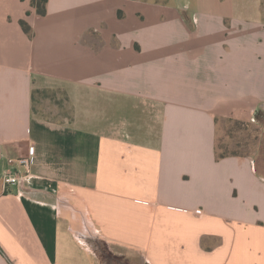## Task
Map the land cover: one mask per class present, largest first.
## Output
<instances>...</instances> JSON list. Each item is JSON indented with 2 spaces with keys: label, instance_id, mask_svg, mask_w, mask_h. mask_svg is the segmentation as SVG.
Returning a JSON list of instances; mask_svg holds the SVG:
<instances>
[{
  "label": "crops",
  "instance_id": "crops-1",
  "mask_svg": "<svg viewBox=\"0 0 264 264\" xmlns=\"http://www.w3.org/2000/svg\"><path fill=\"white\" fill-rule=\"evenodd\" d=\"M262 1L0 0V264H100L91 237L142 264H264V164L216 150L219 119L264 110ZM53 86L70 122L34 110Z\"/></svg>",
  "mask_w": 264,
  "mask_h": 264
},
{
  "label": "rangeland",
  "instance_id": "rangeland-1",
  "mask_svg": "<svg viewBox=\"0 0 264 264\" xmlns=\"http://www.w3.org/2000/svg\"><path fill=\"white\" fill-rule=\"evenodd\" d=\"M171 1L175 2L176 0ZM262 8L264 13V0ZM88 100L90 104L86 114L94 116L98 103L93 101V96ZM33 106L36 113L56 123L70 122L76 115L75 105L70 99L68 91L63 87H47L35 93ZM110 113L108 114L110 115ZM91 118L94 125L108 126L106 120ZM110 121H114V118L111 117ZM216 150L219 156L249 155L259 164H264V110L257 109L250 119H219L217 121ZM108 250L110 257L106 261L107 264H142L139 258H136L135 261L129 259V262L126 263L127 259H120L124 255L119 252L121 250L117 251L116 247L109 245Z\"/></svg>",
  "mask_w": 264,
  "mask_h": 264
},
{
  "label": "trees",
  "instance_id": "trees-1",
  "mask_svg": "<svg viewBox=\"0 0 264 264\" xmlns=\"http://www.w3.org/2000/svg\"><path fill=\"white\" fill-rule=\"evenodd\" d=\"M48 1L49 0H31V6L35 9L37 14L45 15L47 13ZM21 26L23 27L24 31L28 33L30 36L33 35L32 27L29 25V23L26 20L24 19L21 20ZM41 90L43 89H35L33 91V101H34L35 93L40 92ZM225 156H228V155H220L219 157H225ZM89 243L91 244V247L93 251L95 252V254L97 255V257L100 259L101 261L100 264H107L106 261H108L110 257L108 254L109 253L108 243L97 237L89 238ZM0 250H2L1 247H0ZM124 258L127 259L126 263H128L129 258L125 256L120 257V259H124Z\"/></svg>",
  "mask_w": 264,
  "mask_h": 264
},
{
  "label": "built area",
  "instance_id": "built-area-1",
  "mask_svg": "<svg viewBox=\"0 0 264 264\" xmlns=\"http://www.w3.org/2000/svg\"><path fill=\"white\" fill-rule=\"evenodd\" d=\"M34 160H35V148L34 146H29L28 148V153L21 157L19 159V164L23 167V173H18L16 171H13V170H7L4 172V175H3V182L4 184H10V183H17L20 181V179L22 177H31L32 174H31V167L34 163ZM197 213H201L202 210L201 209H197L196 210Z\"/></svg>",
  "mask_w": 264,
  "mask_h": 264
}]
</instances>
